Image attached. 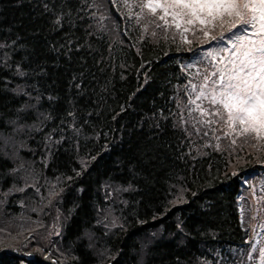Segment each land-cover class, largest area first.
<instances>
[{
	"label": "trees",
	"instance_id": "obj_1",
	"mask_svg": "<svg viewBox=\"0 0 264 264\" xmlns=\"http://www.w3.org/2000/svg\"><path fill=\"white\" fill-rule=\"evenodd\" d=\"M148 32L114 0H0V133L36 126L23 158L62 186L66 257L0 248V264H140L148 235L142 264H206L245 242L237 197L245 175L264 170V148L207 146L182 125L175 89L202 42ZM14 165L0 144V191L20 184ZM107 183L125 189L108 231L97 223ZM35 196L14 191L2 210Z\"/></svg>",
	"mask_w": 264,
	"mask_h": 264
},
{
	"label": "rangeland",
	"instance_id": "obj_2",
	"mask_svg": "<svg viewBox=\"0 0 264 264\" xmlns=\"http://www.w3.org/2000/svg\"><path fill=\"white\" fill-rule=\"evenodd\" d=\"M114 3L122 12L127 11L128 14L131 13L135 16L138 21L141 20L143 27L150 33L154 31L163 32V34L171 33L170 35L177 36L183 42H186L185 38L190 42L193 40L196 43L202 42L200 48L182 62V70L185 71L186 77L175 89V98L180 114L179 120L182 125H187L188 129L194 130V135L199 136L207 146L213 145L218 149L224 148L232 151L242 146L243 143L249 147L252 145L253 148H264V140L257 141L251 137H237L235 133H233L231 138L224 137L223 131L227 129L216 131L214 135L210 132L208 136H204L203 132L208 130L207 127H202L198 124L194 127L195 121L203 118L199 115L198 111H190L195 108V105L190 104L189 100L190 98H195L196 95L191 90V84L200 85L203 74L206 71L210 72L212 70V64L217 62L219 56L228 55L226 52L222 54L216 52L211 57L207 55L209 51L217 47V41H210L199 31H196L194 35L192 30L185 32L182 37L180 31H183V26L179 31L174 26L157 27V24L163 25V21L151 15L147 8H143L142 10L141 0H114ZM137 14H139L140 18H138ZM168 19L171 22V18L169 17ZM226 30L227 26L224 29L217 28L212 35L219 38L221 31L224 32ZM224 33L225 36L228 35L227 32ZM209 61H211V64ZM190 65L191 67H189ZM197 103H200V101H197ZM33 104L31 102V108L34 107ZM203 106H208L207 101H204ZM37 115L42 116L40 113ZM33 127V123L29 124L17 121L12 123L8 133H0V144L13 159L14 163H16L13 175L17 176L20 182L16 187L12 186L7 190L0 191V248L9 249L18 253L21 257L32 258L38 255V252L43 254V256H47L50 252L55 253L62 260H66L64 256L65 251H63L60 245L63 222L65 221V216L59 205L62 186L60 182L56 181L58 180L56 178L45 177L44 179L43 177L42 180L39 177L37 165L32 163L30 159L26 161L23 158L24 154L22 150H29L27 139L30 135L29 131H32ZM196 127H201L199 135L196 133ZM213 127L219 128L220 126L216 125ZM216 136H220L221 139L217 140ZM232 138L236 139L235 145L231 144ZM50 140L49 138L48 141ZM39 142L43 144L44 155H48V151L45 149L47 146L46 141L43 143L42 141ZM36 160L38 163L41 161L37 155ZM259 170L245 175L244 183L237 197L242 225L248 233L245 242L231 247L230 258L215 253L216 255L208 259L206 264H264V257L261 256V249H264V170L260 168ZM27 187H31L32 191H35L36 196L33 199L34 201H28L31 204L22 201L23 203L20 205L21 208L18 213L4 212L2 210L5 204L4 197L14 191L22 192ZM124 190V187L115 183H107L103 187L105 202L98 207L97 211V223L101 225L103 230L108 231V229L120 225L121 219L118 208L121 203L125 202L123 198ZM152 232L156 234V230ZM15 233H17V236H13ZM94 236L92 231H88L87 239L91 240V243L95 242ZM150 240V235L140 239L142 245L139 251L140 264H142L146 252L145 245ZM253 245H255V250H253ZM52 259L54 260V258ZM55 260L58 261L56 257ZM20 262L21 264H26L23 259H20Z\"/></svg>",
	"mask_w": 264,
	"mask_h": 264
},
{
	"label": "snow or ice",
	"instance_id": "obj_3",
	"mask_svg": "<svg viewBox=\"0 0 264 264\" xmlns=\"http://www.w3.org/2000/svg\"><path fill=\"white\" fill-rule=\"evenodd\" d=\"M143 8L163 21L157 27L174 26L179 31L183 26L182 37L192 30L194 35L199 31L217 41V47L207 53L209 57L216 52L228 53L220 55L212 70L203 74L200 85L191 84L196 95L189 100L195 105L190 111H198L203 118L196 120L194 127H207L204 136L227 129L224 137L235 133L237 137L264 140V0H141ZM225 26L227 36L223 31L219 38L212 35ZM216 125L220 127H213ZM200 132L201 127H196V133ZM231 144H236L235 138Z\"/></svg>",
	"mask_w": 264,
	"mask_h": 264
}]
</instances>
